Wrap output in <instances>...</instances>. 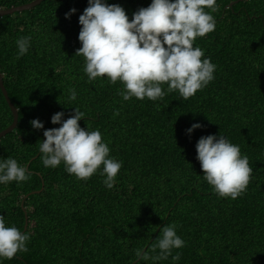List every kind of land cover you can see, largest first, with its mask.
<instances>
[{
  "label": "trees",
  "instance_id": "obj_1",
  "mask_svg": "<svg viewBox=\"0 0 264 264\" xmlns=\"http://www.w3.org/2000/svg\"><path fill=\"white\" fill-rule=\"evenodd\" d=\"M32 1L0 0V9ZM236 1L217 0L215 30L194 43L216 71L188 100L163 84L162 99L124 101L119 81L89 82L84 57L75 55L88 0H44L0 16V69L19 109L17 127L0 138V158L11 156L31 173L26 182L0 184V215L21 232L28 216L31 236L29 251L3 264H135L138 248L158 254L151 246L171 224L185 241L173 249L179 261L141 264H264V0ZM107 3L122 6L131 20L151 0ZM25 36L31 47L17 58L16 41ZM75 107L85 115L81 127L98 129L110 156L122 162L112 189L99 170L79 180L63 163H42L44 130L61 126L51 116L63 111L67 119ZM36 118L44 129L32 127ZM13 121L0 86V132ZM193 123L203 127L188 134ZM208 134L225 135L249 159L247 190L235 200L219 197L203 179L196 143Z\"/></svg>",
  "mask_w": 264,
  "mask_h": 264
},
{
  "label": "clouds",
  "instance_id": "obj_2",
  "mask_svg": "<svg viewBox=\"0 0 264 264\" xmlns=\"http://www.w3.org/2000/svg\"><path fill=\"white\" fill-rule=\"evenodd\" d=\"M207 9V10H206ZM210 10V11H208ZM217 10V0H151L147 7H141L132 14V19L119 4L107 0H88V6L79 16L82 26L78 39L81 47L75 55L84 57V72L88 81L107 77L111 84L117 81L124 85L119 95L124 101L135 97L156 101L166 92H178L183 100L193 97L215 79L216 65L204 51L194 43L216 28L212 12ZM77 10L65 13L66 18ZM17 58L29 52L31 37L16 41ZM71 100H76L75 89H70ZM118 114V113H117ZM63 111L51 116L52 124L60 127L46 129L39 143L42 163L56 168L61 163L65 171L79 180H88L97 171L105 177L106 188L115 186L122 162L110 156L108 143L101 132L81 127L79 121L84 113L75 107L74 114L64 119ZM34 129H44L39 118L30 121ZM193 123L186 131L191 134L202 128ZM197 157L203 170V179L213 187L219 197L237 199L247 190L252 168L247 155L240 146L232 143L225 135L208 134L196 143ZM31 173L25 165L8 156L0 158V184L13 181L26 182ZM175 224L165 225L148 251H135V264L148 260L179 261L180 254L173 255V249L185 246L177 234ZM31 236L21 232L15 225L8 226L4 215H0V264L4 259H13L18 252L29 251L27 244Z\"/></svg>",
  "mask_w": 264,
  "mask_h": 264
},
{
  "label": "water",
  "instance_id": "obj_3",
  "mask_svg": "<svg viewBox=\"0 0 264 264\" xmlns=\"http://www.w3.org/2000/svg\"><path fill=\"white\" fill-rule=\"evenodd\" d=\"M42 1H44V0H33L32 2L25 3L22 5L13 6L10 8H2V9H0V16L10 15V14H14L16 12H21V11L30 9L36 5H39ZM238 1H244V0H237L236 2H238ZM233 4H234V2L231 5H233ZM0 86L3 90V93L7 99L8 103L12 109L13 115H14L13 123L9 127L5 128L4 130H2L0 132V138H1L3 136L7 135L8 133L12 132L13 130H15V128L17 127L18 122H19V109L15 106V104L11 100L9 92L5 86L4 77H3V73L1 71V69H0ZM27 228H28V216H27L26 226H25V229L23 232H25L27 230Z\"/></svg>",
  "mask_w": 264,
  "mask_h": 264
}]
</instances>
